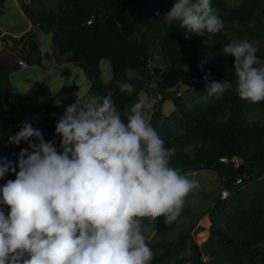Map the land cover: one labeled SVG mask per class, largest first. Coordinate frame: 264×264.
<instances>
[{
  "label": "trees",
  "instance_id": "16d2710c",
  "mask_svg": "<svg viewBox=\"0 0 264 264\" xmlns=\"http://www.w3.org/2000/svg\"><path fill=\"white\" fill-rule=\"evenodd\" d=\"M6 1L0 0V7ZM173 3L174 0H21L31 24L50 33L58 54L68 55L83 69L90 82L85 94L90 102L111 91L112 100L122 113L125 106L141 101L142 92L162 95L164 100L172 102L175 110L165 123L158 125L159 108L150 125L166 149L175 147L170 164L185 170L212 169L220 182L240 185L264 169V101L254 104L240 99L234 57L223 52L224 46L231 42L222 31L206 32L205 36L188 33L186 39L187 30L180 29L178 21L171 26L164 22V14ZM211 3L218 15L227 12L229 21L253 22L264 36V0H241L229 10L224 0H211ZM214 52L219 55L215 67L208 62V55ZM256 55L259 60L264 59L262 50ZM101 60L110 63L108 81L101 79ZM149 64H161L164 71L154 87L150 84ZM129 68L138 74L129 81L134 85L130 95L122 92L117 83L127 80L125 71ZM2 72L5 75L7 70L0 65ZM188 73L200 80L191 84L186 79ZM206 75L210 81H229L231 88L222 95L209 96L202 82ZM183 84H188L187 92L179 91ZM6 87H0V109ZM191 94L208 95L209 100L186 106L191 102ZM50 112L44 137L53 132L60 119L56 107ZM11 124L8 116L0 114V139L8 135ZM189 147L191 151L186 152ZM220 158H226L227 162H220ZM232 158L237 159L236 165ZM15 178V173L9 171L0 179V187ZM251 186L248 197L241 202L226 206L224 201L215 200L208 215L209 226L196 240L185 232L161 252L147 243L154 252L151 264H180L179 253L186 243L191 264H264V247H257L264 243V187L261 179ZM241 192L239 189L230 193L236 196ZM0 208L8 214L7 206L0 205ZM153 221L155 234L160 237L175 227V221L165 224L164 217Z\"/></svg>",
  "mask_w": 264,
  "mask_h": 264
},
{
  "label": "clouds",
  "instance_id": "9594fccd",
  "mask_svg": "<svg viewBox=\"0 0 264 264\" xmlns=\"http://www.w3.org/2000/svg\"><path fill=\"white\" fill-rule=\"evenodd\" d=\"M174 21L187 30L186 39L188 33L205 36L224 27L211 0H174L164 22ZM257 51L246 40L223 48L234 57L240 99L254 104L264 101V65L257 66ZM125 75L117 83L130 95L129 81L138 74L129 68ZM209 75L204 77L209 96L231 88L229 81H210ZM144 107L138 101L121 113L111 91L87 106L77 98L55 127L62 152L29 121L10 137L28 148L19 154L18 172L13 162L0 159V179L9 171L16 177L0 187V205L9 209L5 215L0 208V264H151L154 252L142 234V218L173 223L199 183L170 164L176 149L164 147Z\"/></svg>",
  "mask_w": 264,
  "mask_h": 264
},
{
  "label": "rangeland",
  "instance_id": "374dc122",
  "mask_svg": "<svg viewBox=\"0 0 264 264\" xmlns=\"http://www.w3.org/2000/svg\"><path fill=\"white\" fill-rule=\"evenodd\" d=\"M240 1L224 0L226 10L237 6ZM0 9L2 12L0 16V65L7 70L5 75L4 72L0 73V87L7 86L3 92L4 102H2L0 114L8 116L12 120L8 135L0 139V159L11 161L14 166L18 167L19 154L22 149L28 148V144L24 141H21L19 145L13 144L10 142V137L21 130L25 121H29L31 124L34 122L32 126L39 129L43 134L48 125L46 117L52 115L50 109L53 107L59 110L61 118L65 109L75 103L77 98L81 104L89 105L90 101L85 97V94L90 82L83 69L76 66L68 55L60 56L58 54L52 45L50 33H44L37 26L31 24L29 17L22 9L21 0H7ZM226 16L227 12L219 15L224 25L222 32L230 42L250 41L264 53V36L253 25V22L240 24L227 20ZM30 49L32 50L30 51ZM218 58L217 52L211 53L208 55V62L214 64L212 66L215 67ZM18 60L27 63L28 67L19 68ZM261 65H264V59L260 60L258 66ZM99 68L101 79L108 81L111 78L110 63L107 60H101ZM148 68L152 71L150 84L154 87L164 71L161 64H149ZM186 79L190 80L191 84L200 80L190 73L187 74ZM202 82L206 84L205 81ZM188 88V84H183L179 91L187 92ZM191 98V102L187 103L186 106L194 102H207L209 100L208 95L191 94ZM140 99L145 106L144 117L149 123H152L155 118L153 114L156 112L155 106L158 103L161 109V117L156 122L158 125L165 123V120H168L175 110L170 100L163 98L159 101L160 95L155 92L150 91L149 94L142 92ZM44 140L46 142L54 141L57 151L62 150L60 147L61 137L56 134L55 128L52 133L44 137ZM173 167L182 175H187L189 179L198 181L199 187L193 189L188 195L183 211L175 220V227L164 237L155 234L153 218H142V234L146 243H150L157 252L166 249L169 243L176 242L185 232H188L196 240L209 226L208 215L214 208L215 200L224 201L226 206L230 202H241L248 197V191L252 187L251 183L246 184L241 188L242 192L238 195L232 196L229 191L227 198L222 199L219 193L220 179L214 170H185L177 165ZM263 177L260 178L263 185L261 187H264ZM189 257V244L186 243L179 253L180 264H191Z\"/></svg>",
  "mask_w": 264,
  "mask_h": 264
},
{
  "label": "water",
  "instance_id": "95a60500",
  "mask_svg": "<svg viewBox=\"0 0 264 264\" xmlns=\"http://www.w3.org/2000/svg\"><path fill=\"white\" fill-rule=\"evenodd\" d=\"M127 42L130 41V39H126ZM144 80L146 83H148V77L145 75L144 76ZM163 99V96L160 95V99L159 101H161ZM159 109V103L157 104L156 106V111H158ZM155 116V113L153 114V117ZM172 166H176V165H172ZM264 176V169H262L260 172H258L257 174H255L253 177H251L250 179L244 181L243 183H241L240 185H237V186H231L229 183H227L226 181H222L221 182V186L225 189H227L228 191L230 192H234V191H237L239 189H241L244 185L246 184H250L254 181H257L259 180L260 178H262Z\"/></svg>",
  "mask_w": 264,
  "mask_h": 264
},
{
  "label": "built area",
  "instance_id": "2783aa9c",
  "mask_svg": "<svg viewBox=\"0 0 264 264\" xmlns=\"http://www.w3.org/2000/svg\"><path fill=\"white\" fill-rule=\"evenodd\" d=\"M18 67L19 68H25V67H28V65L24 61L18 60ZM219 160H220V162H227L226 158H220ZM231 161L233 164H235V165L237 164V159L232 158ZM238 183H239V181H237V184ZM219 193H220V197L222 199H226L227 196L229 195V191L227 189L223 188L222 186L220 187Z\"/></svg>",
  "mask_w": 264,
  "mask_h": 264
},
{
  "label": "crops",
  "instance_id": "0c3cea01",
  "mask_svg": "<svg viewBox=\"0 0 264 264\" xmlns=\"http://www.w3.org/2000/svg\"><path fill=\"white\" fill-rule=\"evenodd\" d=\"M221 183V182H220Z\"/></svg>",
  "mask_w": 264,
  "mask_h": 264
}]
</instances>
